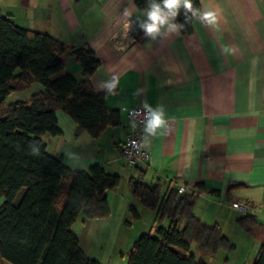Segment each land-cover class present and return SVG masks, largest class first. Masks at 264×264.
I'll use <instances>...</instances> for the list:
<instances>
[{
  "label": "crops",
  "instance_id": "1",
  "mask_svg": "<svg viewBox=\"0 0 264 264\" xmlns=\"http://www.w3.org/2000/svg\"><path fill=\"white\" fill-rule=\"evenodd\" d=\"M200 1L202 12L216 13L215 24L198 16L191 34L178 27L177 33L155 40L140 29L137 20L144 11L135 0H0V10L17 25L47 33L70 48L88 44L100 60L91 85L120 113V125L108 126L95 138L78 134L74 121L61 124L62 110L57 111L63 134L43 136L50 154L62 157L72 170L98 164L123 173L128 181L142 176L147 184L160 183L163 195L168 187L185 185L195 195L199 218L218 223L237 251L244 248L250 257L247 249L252 245L253 252L260 242L237 221L249 213L264 225V0ZM64 61L65 72L82 80L81 64L71 51ZM114 76L119 82L110 93L107 85ZM145 104L162 111L165 123L156 129L146 126L144 146L150 158L133 168L122 159L128 131L124 109ZM115 190L107 191L110 214ZM130 196L124 200L128 225L133 223L131 214L128 219L131 205L140 211L139 200ZM235 203L242 207H233ZM110 216L82 222L100 220L103 228ZM143 220L141 215L136 221ZM147 222L158 225L154 212ZM0 264L9 263L0 257Z\"/></svg>",
  "mask_w": 264,
  "mask_h": 264
},
{
  "label": "trees",
  "instance_id": "2",
  "mask_svg": "<svg viewBox=\"0 0 264 264\" xmlns=\"http://www.w3.org/2000/svg\"><path fill=\"white\" fill-rule=\"evenodd\" d=\"M148 2L135 0L144 12ZM192 3L199 10L195 15L184 9L176 18L186 34L193 32L202 12L200 0ZM69 51L81 64L82 80L65 72ZM99 66L88 44L70 48L47 33L17 25L0 10V257L9 264H101L85 255L72 226L82 213L87 219L107 218V191L117 188L121 177L98 164L72 170L48 152L43 139L63 134L59 110L77 124L78 134L97 138L108 126L120 125L119 111L110 109L105 95L91 85ZM35 83L43 89L27 100L7 102ZM128 185L160 224L156 235L148 232L136 239L128 252L130 264H208L192 252L193 245L206 255L236 249L218 223L199 218L194 193L181 195L179 188L168 187L163 195L160 183L147 184L142 176H131ZM130 212L132 220L141 216L133 205ZM164 220L169 221L166 227L161 226ZM237 222L260 242L252 264H264V225L249 213Z\"/></svg>",
  "mask_w": 264,
  "mask_h": 264
},
{
  "label": "rangeland",
  "instance_id": "3",
  "mask_svg": "<svg viewBox=\"0 0 264 264\" xmlns=\"http://www.w3.org/2000/svg\"><path fill=\"white\" fill-rule=\"evenodd\" d=\"M42 89V85L40 83H35L33 87L29 90L18 92L11 94L7 98V102H14L19 99H27L34 92ZM61 118V124L67 126L73 123V120L66 113L59 111L58 112ZM122 177V181L120 185L116 188V197L117 201L113 203V210L110 214V218L106 219L108 222L102 228L100 220L98 222L96 220H88L91 221L89 224H83V219H87L82 213L78 220L77 225L74 227V232L78 234L83 242V248L88 252L89 256L98 260L101 264H130L128 260V252L131 249L133 242L143 233H152L156 235V228L160 226L153 227V222H147L148 215H151L152 211L144 208L136 199L137 205L140 207V213L144 217V220L141 221H133L132 225L126 224V212L124 213V205H125V197L130 196V190L128 185V179H126L125 175L119 173ZM131 197V196H130ZM128 213V212H127ZM131 212L129 211L130 219ZM145 217H147L145 219ZM130 221V220H129ZM145 221V222H144ZM145 224L146 226H143ZM168 220H164L161 223V226H168ZM136 236V237H135ZM131 238H136L135 241H131ZM234 240V239H233ZM235 240H239V238H235ZM234 240V241H235ZM130 241V243H128ZM252 245H250L249 249H247V254L250 253V257L244 256L245 250L244 248L239 249L233 253L221 251L216 255H206L200 252L195 245L192 246L191 250L198 256H202L208 264H252L253 255L256 254V251L259 248V245H255V249L252 252ZM90 249V250H89ZM235 252V253H234Z\"/></svg>",
  "mask_w": 264,
  "mask_h": 264
},
{
  "label": "clouds",
  "instance_id": "4",
  "mask_svg": "<svg viewBox=\"0 0 264 264\" xmlns=\"http://www.w3.org/2000/svg\"><path fill=\"white\" fill-rule=\"evenodd\" d=\"M186 9L193 12L194 15L197 11L193 8L192 0H149L148 6L144 12V18H138L137 23L140 29L147 37L153 40L157 37H166L173 32H178V27L173 21L180 14L181 9ZM128 14L127 12L125 13ZM201 22L207 24H215L217 22V15L212 11L199 12ZM113 82L108 84L110 93L118 85V77H113ZM148 107L147 104H145ZM165 123L162 111L152 112V118L149 122V129H156Z\"/></svg>",
  "mask_w": 264,
  "mask_h": 264
},
{
  "label": "built area",
  "instance_id": "5",
  "mask_svg": "<svg viewBox=\"0 0 264 264\" xmlns=\"http://www.w3.org/2000/svg\"><path fill=\"white\" fill-rule=\"evenodd\" d=\"M128 118V131L122 145V159L128 166L136 168L146 164L150 158L148 150L144 146V132L152 118L153 110L147 107H135L124 109ZM179 194L187 192V187L181 185ZM233 207L241 208L238 203Z\"/></svg>",
  "mask_w": 264,
  "mask_h": 264
}]
</instances>
